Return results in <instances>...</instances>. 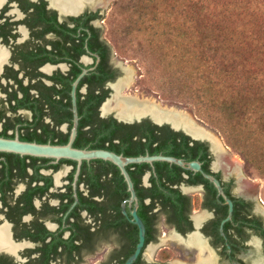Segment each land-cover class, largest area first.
Returning <instances> with one entry per match:
<instances>
[{"label": "flooded vegetation", "instance_id": "1", "mask_svg": "<svg viewBox=\"0 0 264 264\" xmlns=\"http://www.w3.org/2000/svg\"><path fill=\"white\" fill-rule=\"evenodd\" d=\"M81 3L71 8L63 0H0V140L68 143L74 93L72 147L170 155L196 161L200 170L160 160L128 164L136 196L130 200L121 170L108 160L79 163L0 147V264H124L138 241L133 207L145 235L131 264H186L151 260L154 243L167 234L195 258L192 264L207 255L208 264H254L264 256L258 193L242 189L239 175L221 162L209 138L164 123L158 126L180 134L161 146L139 135L146 120L155 124L148 117L118 119L112 108L116 85L129 82L121 76L130 70L116 62L101 30L100 9ZM228 200L232 210L222 224Z\"/></svg>", "mask_w": 264, "mask_h": 264}, {"label": "rangeland", "instance_id": "2", "mask_svg": "<svg viewBox=\"0 0 264 264\" xmlns=\"http://www.w3.org/2000/svg\"><path fill=\"white\" fill-rule=\"evenodd\" d=\"M217 2V6L210 5L209 8L221 11L226 6L234 8L237 5L236 11L232 10L234 14L229 17V25H238L249 31L252 38L250 43L240 44L237 50L246 60L247 67L252 68L250 70H259L264 75V0ZM199 12L195 8L184 9L181 0H110L100 11V26L116 52V62L130 70V74L121 76V79L129 81L122 92L140 98L152 97L163 107H176L188 112L198 126L217 138L231 165L235 158H239L240 171L245 178H241L240 172L236 173L240 180L252 184L251 188L264 202V126L260 125L263 134L251 133L244 127L248 121L237 117L228 118L227 114L206 109V105L169 83L173 79L174 69L170 68L164 56L167 49L158 47L167 45L168 36L165 32L169 28L178 32L189 31L194 38L201 34L215 35L214 22L217 18L214 12ZM154 32L160 34L158 44L153 40ZM251 96L256 98V105L264 106L263 92H253ZM153 247V262L169 260L192 264L195 259L192 260L184 246L170 239L169 234L164 237V241L155 242Z\"/></svg>", "mask_w": 264, "mask_h": 264}, {"label": "trees", "instance_id": "3", "mask_svg": "<svg viewBox=\"0 0 264 264\" xmlns=\"http://www.w3.org/2000/svg\"><path fill=\"white\" fill-rule=\"evenodd\" d=\"M217 1L181 0L184 9L214 12L217 18L214 22L215 35L201 34L194 38L189 31L178 32L171 28L165 32L167 45L158 48L167 49L163 55L168 59L170 68L174 69L169 83L206 105V109L227 114L228 118L248 121L244 126L247 131L262 132L260 125L264 126V106L256 105V98H252L251 93H264V75L259 70H250L252 68L247 67L246 60L237 50L240 44L250 43V32L238 25H229V17L234 14L232 10L236 11L237 5L234 8L226 6L221 11L209 8L210 5L217 6ZM153 35L158 44L160 34L154 32ZM138 129L140 136L147 137L151 142L159 141L161 146L172 142V135L180 134L166 125L158 126L148 120Z\"/></svg>", "mask_w": 264, "mask_h": 264}, {"label": "water", "instance_id": "4", "mask_svg": "<svg viewBox=\"0 0 264 264\" xmlns=\"http://www.w3.org/2000/svg\"><path fill=\"white\" fill-rule=\"evenodd\" d=\"M90 8L92 9H100L103 10L102 5L98 4H91L88 3ZM77 80L75 81L74 85L76 84ZM73 112H74V126L72 129V133L70 136V140L68 143L63 144V145H52V144H36V143H22L17 140H0V147L5 148V149H10V150H16V151H30V152H35V153H41L45 154L48 156H53L56 158L64 157V158H70L77 160L79 163L81 162L82 159H91V158H101L104 160H108L115 164L120 170L122 175L124 176L125 181L127 182L128 190L130 191V200H133L136 198L135 192L133 189V184L130 179V176L126 170V165L131 164V163H140V162H147L152 164L153 161H167L170 163L177 164L181 167L187 168V169H192V170H200V164L196 161H189L185 162L180 158L170 156V155H162V154H154V155H138V156H124L122 154L114 153L112 151L104 150V149H78L72 147V141L74 139L75 133H76V124H77V110H76V102H75V96L73 93ZM148 117L153 123L157 125H161L164 123H169L171 127L174 129H178V127H174L170 122L168 121H156L154 120L150 115H145V116H140V117H132L131 119H126V118H121L118 116V119H121L126 122H131L133 120H139L142 118ZM206 177L211 179L214 184L218 187L219 190L220 186L219 183L216 179L211 177L210 175L205 174ZM259 202L264 205L263 200L259 197ZM229 204V215L222 221V224L225 220L230 218V213L232 210V204L231 201L228 200ZM123 213L126 214V209H122ZM129 214L131 215V221L134 222L137 227H138V241L135 247L134 252L126 259L124 264H131L137 257V255L140 252V249L142 248L144 244V235H145V227L140 219V217L137 214V208L133 207L130 208ZM222 224H221V229H222ZM255 250L256 252L259 253V245H255ZM254 264H264V256H256Z\"/></svg>", "mask_w": 264, "mask_h": 264}, {"label": "bare ground", "instance_id": "5", "mask_svg": "<svg viewBox=\"0 0 264 264\" xmlns=\"http://www.w3.org/2000/svg\"><path fill=\"white\" fill-rule=\"evenodd\" d=\"M81 1L83 0H63V2L66 3L65 5L68 4V6H70L71 8H74L76 3L81 6ZM109 1L110 0H87V2L91 4L96 3L102 6H106ZM127 70L129 71V68ZM127 84H129V82H120L118 85H116V96L114 98V105L112 108L116 109L117 115L119 117L131 119L134 116L140 117L150 115L154 120L158 122L168 121L171 122L174 127L182 126L185 130H187L194 136L207 137L212 141L213 147L218 151L220 150L219 157L221 162L225 165H230L231 170L237 171L238 173L240 172V174L242 175L239 167V158H235L234 164L231 165L228 159L229 157H226L225 155L226 151L221 147L217 138L205 128L198 126L193 121L188 112L182 109H177L176 107H163L152 97L140 98L136 95L125 94L122 92V90L127 86ZM239 181L242 185V189L245 192L255 195V190L251 188L252 184L250 182L242 179ZM172 237H175V235ZM193 240H195L196 244L198 243L197 245H199V248H203V245L198 242V238L191 239V241ZM198 257L199 261L196 264H208L211 260L210 255H207L206 258H203L201 256Z\"/></svg>", "mask_w": 264, "mask_h": 264}]
</instances>
